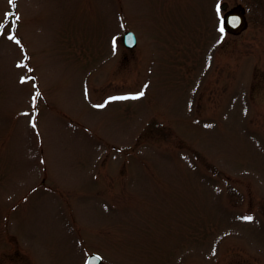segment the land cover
I'll return each instance as SVG.
<instances>
[{"label": "rangeland", "instance_id": "obj_1", "mask_svg": "<svg viewBox=\"0 0 264 264\" xmlns=\"http://www.w3.org/2000/svg\"><path fill=\"white\" fill-rule=\"evenodd\" d=\"M0 25V264H264V0H0Z\"/></svg>", "mask_w": 264, "mask_h": 264}, {"label": "water", "instance_id": "obj_2", "mask_svg": "<svg viewBox=\"0 0 264 264\" xmlns=\"http://www.w3.org/2000/svg\"><path fill=\"white\" fill-rule=\"evenodd\" d=\"M221 8L226 10L224 14V23L226 29L231 33H240L248 25L246 12L243 4L235 5L231 8H228V3L225 1L221 4ZM233 18H236L238 22L232 23ZM123 42L128 47H134L137 43L136 34L127 30L123 35ZM102 262V256L93 252L87 256L85 264H100Z\"/></svg>", "mask_w": 264, "mask_h": 264}, {"label": "snow or ice", "instance_id": "obj_3", "mask_svg": "<svg viewBox=\"0 0 264 264\" xmlns=\"http://www.w3.org/2000/svg\"><path fill=\"white\" fill-rule=\"evenodd\" d=\"M218 8H219V5H218ZM19 16H17V20H19ZM232 23H236L238 22L236 18H233V20L231 21ZM0 27H2V25H0ZM220 31L223 32L224 31V27H223V22L221 23V27H220ZM9 39H14V37H9ZM144 95V92L141 91L140 93H138V96H143ZM126 97H112L111 99H124ZM134 98H137V97H134ZM104 105H97V107H103ZM35 126V125H33ZM243 219L245 220H252V217L251 216H245L243 217Z\"/></svg>", "mask_w": 264, "mask_h": 264}]
</instances>
